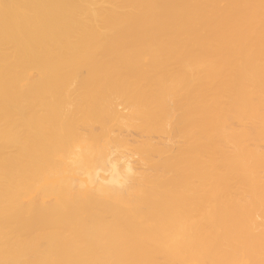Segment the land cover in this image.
<instances>
[{
    "label": "bare ground",
    "instance_id": "bare-ground-1",
    "mask_svg": "<svg viewBox=\"0 0 264 264\" xmlns=\"http://www.w3.org/2000/svg\"><path fill=\"white\" fill-rule=\"evenodd\" d=\"M0 264H264V0H0Z\"/></svg>",
    "mask_w": 264,
    "mask_h": 264
}]
</instances>
